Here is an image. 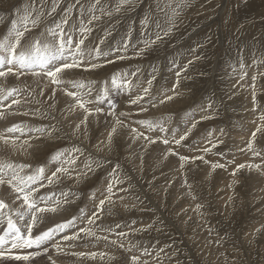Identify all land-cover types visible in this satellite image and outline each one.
<instances>
[{"label":"rangeland","instance_id":"obj_1","mask_svg":"<svg viewBox=\"0 0 264 264\" xmlns=\"http://www.w3.org/2000/svg\"><path fill=\"white\" fill-rule=\"evenodd\" d=\"M26 2L28 0H16L12 1L11 4H0V9H2L0 10V30H3L0 32V36L10 27V19L15 18L16 8L22 7ZM160 2L161 9L159 11L156 7L157 0H137L136 5L131 10L122 11L111 18L102 16L99 21H93L91 25L93 30L89 40L99 42V39L104 37L105 30H107L110 35L106 39V44H111L115 48L116 43L119 40L121 41V38H127L126 33L131 28L132 41H129V43L136 44L137 39L146 34L141 27V20L146 15L150 14L153 20L159 18L163 22L164 12L166 11L163 5L166 0H160ZM174 2L175 0H173ZM74 3L75 0H61L56 12L51 17L45 16V22L51 19L59 20L64 14L65 7ZM45 7L46 11L50 9L51 0H47ZM97 14L99 15V13ZM71 16L74 17V21H78L80 16L79 6L73 8ZM42 30L43 25L33 29L32 32L26 35H38ZM148 31H155V26L151 22ZM78 37V35H75L74 40ZM86 43H88L87 40ZM199 45H203V47H198ZM140 47H143V45L136 44L137 50ZM190 49H196L195 55L202 58L194 61L187 72V75L192 79L181 80V86L178 89L181 95L173 101L164 103L168 105L175 101L177 106L171 105L172 107L168 109L169 112L143 117L139 116L140 113H137V115L134 109L132 111L128 110L131 117L125 119L124 122L130 124L131 127H136L145 135L156 137V135L164 136L165 133L158 130L149 133L135 124L134 121L137 119L161 120L164 122L165 127L169 128V136L171 135L170 132L176 128V139H178L187 130L188 124L192 123V120L199 121L187 139L182 141L183 147L176 146L174 143L172 147L179 154L192 157L203 154L192 147L195 142L199 141L200 147L203 148L205 146L210 147L206 138L211 139L213 142L222 141V143H217L213 153L218 152L224 155L219 156L210 153L205 156V159L211 162L219 160L223 163L225 160H231L235 157V162L228 167V171L223 169L213 171L210 165H204L200 161H196L194 164H186L184 169H180V164L176 160L178 156L166 157L164 161L159 158L158 162L157 157H153L154 151L159 147L157 144L162 145L164 148L167 146L157 141L144 155L145 158L141 160L140 168H138L141 172L137 171L138 169L133 162L128 159L130 155L127 150L125 151V148L123 150L119 146L118 150L113 151V148L105 154L101 148V150H97V153L100 152L99 155L95 156L99 158L106 156L113 162L112 165H105V167L97 169L92 179L85 177L83 178L86 179L85 181L81 179L76 182L77 184H73L71 180L62 179L61 184H58L56 189L69 187L73 193L79 194L82 203L88 193L96 189L101 181L106 179L105 182H107V171L118 161L121 165V178L127 176L128 179L125 180L123 185H117V188L127 187L129 182H131L133 188L123 201L114 197L115 203L113 205L110 206L106 203L105 206L108 208L105 212V214H108L106 225L109 226L108 229L113 230L111 232L112 236H110L112 240L118 239L119 242L124 243L126 248L131 244L137 246L131 254L140 255L143 248H148L152 256L141 257V260L148 259L149 264H264V234H256L255 238L253 237L254 228L258 227L260 223H264V215H261L264 212V191L261 190L264 189V175L256 170L250 171L245 168L237 175L238 182L235 186L233 188L227 187L233 179L230 173L236 164L262 163L260 157H253L251 152H242L241 149L246 148L247 142L252 139V133L260 123L256 119L258 112L254 114L251 111L253 104L251 88L248 85L251 84L253 75L264 73V63L253 64L254 59L257 61L264 60V0H246V3L242 0L239 4L237 0H189L188 6L182 9L172 33L165 37L164 42L159 44L158 47L153 46L152 49L147 50L143 56L139 57L133 55L130 47L129 52L126 54L130 57L128 60H119L113 56V63H110V65L104 63L102 68L93 70L81 67L75 70L76 73H72L74 76L69 74V76H72L69 79L83 80L85 84L88 81H94V89H99L103 86L102 82L104 81H109L110 87L112 74L126 71L129 73L132 85L142 84L143 87L146 84V88H148L149 85L146 81L151 79L152 66L156 65L160 72L156 75V79L153 80L149 89L151 95L144 97L146 103L144 106L149 108L152 105L147 101L152 97L160 96L162 98L165 94L164 90L171 89L172 85L176 83L174 72H169L166 68L168 62L179 53L180 63H187L189 59L193 58ZM241 61L247 71L244 80L239 79ZM117 63L121 64L115 66L114 64ZM137 69H139L137 75L131 76V72ZM201 73H204V75H201ZM11 85H20L23 90L25 89V86L21 84ZM63 87L66 88V86ZM28 89L26 87L25 90ZM47 92L43 88V93H46L42 97L44 99L42 105H44L45 111L41 109L48 114L44 117V121L42 120L44 125L54 124L53 121L55 120H53L55 116L53 110L51 111L48 108L51 95ZM131 92L111 93V98L117 105V113L121 110L127 112L125 103L131 96ZM95 93L94 90L92 95ZM167 94L171 95L172 93L167 92ZM229 94L232 96L230 100L227 98ZM140 95H143V93ZM205 96H212L213 99L223 98L225 106L219 107L213 118L209 120H201L200 117L205 113L199 111L192 118L186 117L185 114L195 109L199 103H207L203 100ZM16 98L19 99L20 97ZM257 99L261 105H264V76L259 75L257 79ZM157 103L159 102L157 101ZM59 105L62 107L56 108L60 112L63 105ZM19 106L21 107V105ZM134 107L138 108L136 105ZM104 109L107 112V103ZM1 110H4L3 112L7 111L5 107ZM180 116H183L184 120L182 119V122L184 125L180 124ZM46 118L50 121H46ZM186 120L187 124L185 123ZM56 125L59 126L60 124ZM181 125L182 128L180 129ZM59 127L62 129L61 126ZM107 128L108 126L104 127L102 131L97 130L95 132L91 129L90 132L93 136L91 142L95 144L94 140H98L102 134H99V132H104ZM220 129H223V134H221ZM56 136V139L60 142L58 141L57 147L49 148L46 156L73 144L67 139L63 131L57 133ZM254 147L264 154V134L257 133ZM38 163L40 164L41 161L33 162L35 166ZM209 173H211L210 176ZM185 179H187L188 184L192 185V194L197 198L195 201L187 195L188 189L184 192ZM204 179L207 180V183L203 181ZM179 187L182 188L181 192H177ZM122 195L125 194L118 193V196ZM137 195H139L142 202L136 199ZM229 197H232L231 201H229ZM196 203L204 204L206 215L203 219L192 210ZM79 206L72 208L71 217L79 212ZM185 209H187V212L184 211ZM158 219L163 220L162 225L157 223L153 228L146 231H132V229L144 228ZM102 222L104 223V221ZM117 224L120 225L119 228L116 227ZM157 228L160 231H157ZM209 228L214 229L211 235L208 232ZM33 230L35 234V229ZM120 231L128 232V236L118 238L116 233ZM81 234V239L77 240V243L84 246L83 250L90 245H99L100 240L97 241L95 237H87L84 233ZM221 237L224 239L221 240ZM217 240H221L220 245L215 243ZM102 243L105 244V241ZM166 244L171 245V247L165 248L158 259H152V257H155L156 252L160 248H164ZM48 246L50 247L49 252L35 257L31 264H44L45 262V264H50L47 258L49 255L51 256V251L54 248L52 249L51 242ZM105 246L111 251L108 255L105 253L103 258L97 255L92 258L91 262H86V264H126V261L130 258L131 254L126 253L118 245L106 242ZM34 250L13 251L17 254H26L27 251ZM222 253L223 255H221ZM64 263L81 264V260L68 259ZM3 264H30V262L10 260L3 262Z\"/></svg>","mask_w":264,"mask_h":264},{"label":"snow or ice","instance_id":"obj_2","mask_svg":"<svg viewBox=\"0 0 264 264\" xmlns=\"http://www.w3.org/2000/svg\"><path fill=\"white\" fill-rule=\"evenodd\" d=\"M47 0H28L22 7L16 8V16L11 19L10 27L7 31L0 36V78L7 79L9 76H15L17 79L21 76H27L31 74L35 78L34 83L36 88L40 91L36 92L35 88H32L28 92V96L35 100L36 95H43V88L51 85L53 97L56 94L58 87L68 83L75 91H69L67 88L62 90L68 97H71L74 103L68 106V111L75 109L83 110V118L80 122L75 124L72 128L73 134H79L83 128L84 135L88 132V123L90 117H96L99 113H104L105 109L99 105L107 103L108 110L105 115V119L108 116L112 117V122L109 124L110 131L107 133L105 140H101L96 145L99 150L101 145H105L111 150L113 142L119 138V142H126L124 136H127L132 143L143 140L146 144L141 147H146L149 144H156L160 141L163 145L167 146L164 150V155L178 156L180 162V169H184L186 164H194L196 161L202 162L204 165H210V168L215 171L223 169L228 171V167L235 162V157L231 160H225L221 163L219 160L211 162L205 159L207 154L223 156V153H213V149L217 147V143L222 141L213 142L211 139H207V143L210 145L203 148L200 147V142L197 141L192 146L196 151L203 154L196 156H185L179 154L173 147V143L176 146H181L182 141H185L188 135L196 127L199 121L192 120L191 127L187 128L183 135H180L176 139V130L173 129L171 135H168L169 129L165 127V124L161 120L152 119H137L135 124L144 128L147 132L151 133L158 130L161 133H165L164 136L152 137L145 135L144 132L139 131L136 127H131L130 124H125L124 119H130L131 114L128 112L120 111L116 112V103L111 98V93L116 92H131L133 85L129 79L128 72H117L112 74L109 81L102 82L103 86L99 89H94V81H88L87 84L83 80H70L65 81L64 76L68 75L70 71L86 67L88 69H97L104 66V63H113L112 57L116 59L124 60L129 59L126 54L131 47L134 56H143L145 52L152 49L153 46H159L164 42V38L168 37L176 26L177 19L179 18L181 11L184 7H187L189 0H166L163 7L166 10L164 12L163 22L157 18L152 19L151 15H146L141 20V27L144 31L136 44H142L138 50L136 44H130L132 39V30L129 29L126 33V39L122 38L115 48L110 44H106V39L110 35V32L105 30L103 38L99 39L96 43L93 40H89V36L92 33L93 21H99L102 16L111 18L113 15L121 13L122 11L131 10L137 3V0H75L74 4H69L64 9V14L59 20L51 19L45 22V16L51 17L60 5L61 0H51V7L46 11ZM238 4L242 0H237ZM246 3V0H243ZM79 6V19L74 21L71 16L73 8ZM157 10L161 9V2L157 0ZM99 13V15L97 14ZM150 22L154 24L155 31H148ZM43 25V30L38 35L28 36L26 34L32 32L33 29ZM67 26V27H66ZM78 35L80 38L74 40V36ZM86 40L88 43H86ZM103 46V47H102ZM198 47H203L199 45ZM107 48V50H105ZM193 54V58L189 59L187 63L181 64L179 60V53L177 56L171 58L166 65L169 72H174L176 83L172 85L171 89H166L165 94L161 97H152L147 103H151L153 107L156 106L157 101L159 104H164L166 101H173L177 96L181 95L178 91L181 86V80L192 79L187 75V72L194 64V61L201 59L199 55H195L196 49H190ZM264 63V60H255L253 64L258 65ZM241 73L240 80H244L247 75V71L244 68L243 62L240 64ZM136 71L131 72V76H136ZM160 72V69L156 66H152L151 79L147 80L148 88L143 89V95H136L134 98L129 96L127 103L130 105H136L141 112H146L147 108L144 106L145 96H150L149 89L152 86L153 80L156 79V75ZM183 74V75H182ZM204 75V73H201ZM259 76H264V73H258ZM258 75L251 77V84L248 85L251 88V99L253 107L251 111L258 115L256 119L259 120V124L256 130L252 133V139L246 144L245 149H241L242 152H251L253 157H260L262 163H240L236 164L232 169L230 175L233 177L231 182L227 185L228 188H233L238 182L236 177L242 169L256 170L264 175V154L258 151L254 147V141L256 140L257 133L264 134V105H261L257 99V79ZM96 91L94 99H90L92 92ZM23 89L19 87H4L0 86V104L7 101L10 97L11 104L8 105L11 108L12 105H20L21 100L16 98L21 95ZM167 92H171L168 95ZM214 95V94H213ZM229 100L232 98L231 94L227 97ZM203 100L207 103H199L195 109L190 110L185 115L188 118L194 117L197 111L205 113L200 117L201 120L212 119L216 114L219 107L225 106L223 98L213 99L212 96H205ZM28 101L25 100V103ZM89 105H93L89 107ZM54 107V105L52 106ZM16 115L18 113H9ZM24 115H28V112H24ZM47 116V113L33 112L32 115ZM6 118L5 112H0V120ZM54 119V117H53ZM255 123V120L253 121ZM187 123V120L185 121ZM127 129V132L124 130ZM62 129L55 124L47 125H29L27 123H14L10 127H5L3 131H0V142L3 146L10 147L13 151H23L26 154L29 150L39 151L38 145L34 142L41 141L42 138L51 139L57 133H60ZM223 134V129H220ZM18 134V135H17ZM66 134V133H65ZM21 137H27L21 140ZM131 145H129L130 147ZM85 149L73 145L70 148L58 149L51 155L46 156L40 164L33 166L28 163H16L12 160L0 159V187H6L9 189L7 193H0V264L3 262L15 260V261H27L31 262L37 256L47 254L49 252V242L51 247L55 249L57 253L64 251L59 241H55V237L60 233H65L66 230L75 228L78 221L86 219L88 225L95 224L96 220L100 218L98 213L105 210V205H113L115 203L114 197L123 201L130 190L133 188L131 182L127 187H119L117 185H123L127 176L121 178V165L117 161L114 166L107 172V186L99 190H93L88 194V198L95 201L99 199V204L96 205V210L92 211L90 216L85 215V209H79V213L74 215L71 219L57 223L53 227L47 228V230L40 231L38 234H34L33 229L37 227L41 222H44L46 217L45 213H57L63 204L70 202V197H78V193H73L71 190H61L59 197L54 192L41 193V189L48 185H54L61 182L62 177L69 179H75L79 182L82 178L87 177L89 174H95L97 169L105 167V165H112V161L106 156L99 158L93 153L89 152L85 159L82 161V167L77 169L76 162L81 156H84ZM142 160V158H141ZM51 166H55L54 170H51ZM51 174L48 175V172ZM211 173H209L210 175ZM46 181V183H45ZM184 186L188 189L187 195L195 201L197 198L192 194V185L188 184L187 179L184 181ZM264 191V189H261ZM118 193H124L125 195L118 196ZM8 199L10 202L6 203ZM136 199L140 201L139 195ZM232 197H229L231 201ZM142 202V201H140ZM201 219L206 215L204 211V204L196 203L192 209ZM187 212V209L184 210ZM264 215V212L261 213ZM191 219V217H189ZM206 222V221H205ZM135 223V221H133ZM163 224V220H155L151 224H148L144 228L132 229L133 232L146 231L154 227L155 224ZM120 227L119 224L116 225ZM160 231L159 228L156 229ZM105 231L112 232V229H105ZM214 229L209 228V235ZM83 232L87 237H95L97 241L103 239L107 243L112 245H118L119 248L124 249L126 253H133V249L137 246L131 244L129 247H125L124 243L119 242L118 239L109 240L108 236H97L90 228H80L79 231L74 232L72 235L65 234L62 239L64 241L75 242L81 239L80 233ZM256 234H264V223H260L258 227L253 230V237ZM118 238L127 237L128 233L120 231L116 233ZM224 239L221 237V240ZM221 240L215 241L217 245H220ZM10 245V247H6ZM69 247L74 246L69 244ZM171 245H165L164 248H160L156 252L155 257L152 259H158L160 253L164 252L165 248H170ZM27 251L26 254H17L13 250H32ZM73 255L84 256L85 253H73ZM91 258H95L98 254L93 252L89 254ZM105 253H99V256L103 258ZM223 255V253L221 254ZM152 253L148 248H143L140 255L131 254L130 258L126 261V264H149L148 259L141 260V257H151ZM50 264H56V261L52 256H48Z\"/></svg>","mask_w":264,"mask_h":264},{"label":"bare ground","instance_id":"obj_3","mask_svg":"<svg viewBox=\"0 0 264 264\" xmlns=\"http://www.w3.org/2000/svg\"><path fill=\"white\" fill-rule=\"evenodd\" d=\"M12 1H16V0H0V4H3V5L9 4V3L11 4ZM65 8H67V7H65ZM0 10H2V9H0ZM76 19H77V16H76ZM73 20H74V17H73ZM2 31L0 30V32H2ZM194 37H196V36H194ZM78 38H80V37H78ZM77 39L75 38V40H77ZM130 41H132V39ZM120 64L121 63H117V64H114V65L116 66V65H120ZM72 73H76V71L75 70H72V71L69 72V74H72ZM69 74L63 77V79L66 82L67 81H70V80H75V79H69V77H72V76H69ZM34 80H35V78L32 77L31 74H28L27 76L19 77L18 79L15 76H9L7 79L0 78V86L1 85H4V87H19V88L23 89V87L20 86V85H16V86L11 85V84H21V85L25 86V89H26V87L29 88L28 90H25L24 89L23 92L21 93V95L19 96L20 97L19 99L21 100V104H20L21 107L19 105L18 106L17 105H12L11 108H9L8 105L11 104V99H12L11 97L7 101H4L2 104H0V112H3L4 111V110H1V108H4V107L7 110L5 112L6 113V118L0 120V131H3V129L5 127H10L14 123H27L29 125H34V126L44 125L43 122H42V120L45 119L44 117H46V116H41L39 114L32 115L33 112L44 113L43 110L45 108H44V105H42L44 103L43 102L44 99L42 97L46 95V93H43V95H36V93H33V95L35 96V100L36 101H39L38 103L35 102V101H33V98L31 96H28V92L32 88H35L36 89V92H39L40 91L39 88H36V84L34 83ZM11 82H13V83H11ZM141 85L142 84H140V85H138V84L133 85V89H132V92H131V96L133 98L136 95H140L141 93H143V89L146 88V84H144L143 87ZM63 86H66V88L69 91H75V89H72L68 83H65ZM63 86L57 88L56 94H55L54 97L52 95V87L53 86L48 85V86L44 87V89L47 90L48 91L47 93H50V95H51L50 96V100L51 101H50V104L48 105V108L51 111L53 110V112L55 114V116H54V119L55 120L54 119H53L54 121L52 120L54 122V124L55 123L56 124H60L59 126L62 127L63 133L64 134L66 133L65 135L67 136V139L69 141H71V143H73L74 145H77V146H80V147L84 148L85 151L87 152L86 155L84 154V156H81L80 159L77 160V162H76V168L79 169V168H81L83 166L82 165V161L85 159V157L88 155L89 152L93 153L94 155H99L100 152L98 151L99 153H97V150L98 149L96 148V145L98 143H100L101 140H105L106 139L107 133H108V131H110L109 124L112 122V117L111 116H108V118L105 119V115H106V110H105L104 113H99V114H97L96 117H90L89 118L87 135H84L83 128L81 129V132L79 134H73L72 133V128H74L75 124L79 123L80 122V119L83 118V110L75 109V110H73L71 112L68 111V106L70 104L74 103V101H73V99L71 97H68L66 95V93L62 90L63 88H65ZM164 92H165V90H164ZM95 96H96V93L93 94L89 98L90 99H94ZM25 100H27L28 102L25 103ZM59 104H62L63 105V109H61L60 112L56 108V107H62ZM105 104H101L99 106L102 107V108H105ZM32 105H33V107H32ZM53 105H54V107H52ZM171 105L172 106L175 105V107H176L177 106V102L174 101V102H171L168 105L167 104H159V103H157L155 107H153V106L149 107L148 106L149 108H147V111L146 112H141L138 108L136 109L134 107V105H130L127 102L125 103V108H126L127 112H128V110L129 111H132L134 109L136 114L137 113H140L139 116L143 117V116H149V115H157V114L163 113V112H169L168 109H170L172 107ZM92 106L93 105H89V107H92ZM24 112H28L29 114L28 115H24L23 114ZM9 113H18V114L11 115ZM46 119H47L46 121H50V120H48V118H46ZM122 119L125 120V118H122ZM182 119H183V116L181 117V120H180L181 123L180 124L184 125L183 122H182ZM125 124H127V123H125ZM182 125L180 126V129L182 128ZM190 125H191V123L188 124V127L187 128H189ZM107 126H108V128L104 132H99V134L100 133H102V134L99 136L98 140L97 139L94 140V143L95 144H93L91 142V141H93L92 140V138H93L92 132H90L91 129L94 130L93 132H95L97 130L102 131V130H104V127L106 128ZM124 132H127V129H125ZM168 134H169V132H168ZM56 137L57 136L55 135L51 139H49V138H42L41 141L34 142L35 144L38 145L39 151H33V150L30 149L27 154L25 152H23V151H13L10 147H5V146H3L2 142H0V159L12 160L13 162H16V163H28V164H31V165L35 166L33 164V162H36V161H39L40 162V161H42L44 159V157L46 156L47 152L49 151V148H51V147H54L55 148V147L58 146V144H59L60 141L57 140ZM26 138L27 137H21V140L26 139ZM67 139H65V140H67ZM124 140L126 142H119V138H117V140H115L113 142V145L111 147V150L113 148H114L113 151H115L116 149L118 150V147L119 146H121L123 148V150L125 148V151L127 150V152H129V155H130L128 159H130L133 162V164L135 165V167L137 169L140 168L141 158L142 159L145 158L144 155L146 153H148L149 148L152 147L153 144H149L146 147H141V145L146 144L145 141L139 140V141H136L135 143H132V141L127 136H124ZM73 144H70L68 147L66 146V148L72 147ZM129 145H131V146L129 147ZM157 145L159 147L157 148L156 151H154V156L153 157H157L156 158L157 161L159 160V158H161V160H163V161L166 160V157L163 154L164 153V150L166 148H164L160 144H157ZM101 148L103 149L104 154L109 151V148L106 147L103 144L101 145V147H100L99 150H101ZM170 156L171 157H175V156H172V155H168L167 157H170ZM176 160H178V163L180 164L178 157H176ZM54 169H55V166H51V170H54ZM137 171H140V170L138 169ZM151 171H152V169H151ZM50 174H51V171L48 172V175H50ZM171 175H173V174L171 173ZM94 176H95V174H89L87 176V178L92 179ZM207 178H208V176H207ZM62 179L71 180L73 182V184H77L76 183L77 181L74 178L73 179H69L67 177H62L61 180ZM85 180L86 179H83V181H85ZM105 180L104 181H101L99 183V185L97 186V188L94 189V190H99L101 188L106 187L107 186V182H105ZM203 181L207 183V180L206 179H204ZM58 184H61V182H59L57 184H54V185H48L47 187L42 188L40 191H41V193L54 192L56 194V196L59 197L61 190H70L69 187H67V188L62 187L61 189H56L58 187ZM79 185H80V183H79ZM186 189L187 188L185 187L184 188V192H186ZM181 190H182L181 187L177 188V192H181ZM8 191H9V189H7L6 187H0V193H7ZM159 191H162V190H159ZM5 202L6 203H9L10 201L8 199H6ZM98 204H99V199H96L95 201H93V200H91V199L88 198V195L83 199L82 203L80 202L79 196L78 197H76V196L70 197V202L63 204L62 207H61V209L57 213H45L44 214L45 217H46L45 221L44 222H41L37 227L34 228L35 229V232L36 233H39L40 231H43V230H45L46 228H48L50 226L53 227V225L55 226V224H57V223H63L65 221L71 219L72 217L70 216V212L72 211V208L75 207V206H79L80 205L79 206L80 209L81 208H84L85 209V215L86 216H90L91 213H92V211H95L96 210V207L95 206L98 205ZM107 209H108L107 206H105V210L103 212L98 213V215L100 216V218L96 220L95 224L88 225L86 219L83 220V221H78L75 228L68 229V230H66L65 233H60V234H58L55 237V241H59L60 244H61V246L64 248V251L61 252V253H57L55 251V249L51 251L52 252L51 253V256L56 261V264H60L61 262H62V264H65L64 261H66L68 259L69 260H77V261L81 260V264H86V262H91L92 258L88 254L93 253V252L97 253L98 255L101 252L106 253V255H108L110 249H108L107 246H105L106 245V241H105V244L102 243L104 241L103 239L100 240L99 245H97V246L90 245L88 248H86L84 250H83L84 246L78 245L77 241L70 242V241H64L62 239L63 235H65V234L72 235L74 232L79 231L80 228L87 227V228H90L93 232H95L97 236H100V237L108 236L109 240H112L111 239L112 237H110V236H112V233L111 232H108V231H105V229H108L107 227H109V226L106 225V223H107L106 222V219H107V215L108 214L107 213L105 214V212H106ZM78 213H76L75 215H77ZM101 220L104 221V223ZM81 233H83V232H81ZM81 233H80V237L82 235ZM70 243L73 244L74 246L69 247L68 245ZM6 247H10V245H7ZM81 252L85 253L86 255H84L83 257L82 256H79V255H73V253H81Z\"/></svg>","mask_w":264,"mask_h":264}]
</instances>
